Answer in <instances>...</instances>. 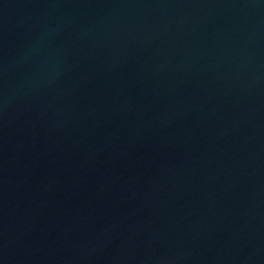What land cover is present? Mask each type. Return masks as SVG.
<instances>
[{"label": "water", "instance_id": "obj_1", "mask_svg": "<svg viewBox=\"0 0 264 264\" xmlns=\"http://www.w3.org/2000/svg\"><path fill=\"white\" fill-rule=\"evenodd\" d=\"M0 264H264V0H0Z\"/></svg>", "mask_w": 264, "mask_h": 264}]
</instances>
